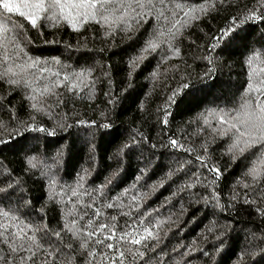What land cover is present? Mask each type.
Returning <instances> with one entry per match:
<instances>
[{"label": "trees", "instance_id": "16d2710c", "mask_svg": "<svg viewBox=\"0 0 264 264\" xmlns=\"http://www.w3.org/2000/svg\"><path fill=\"white\" fill-rule=\"evenodd\" d=\"M28 11L35 26L0 9V73L20 81L0 76V209L54 232L92 205L117 237L148 229L123 264H264V168L250 174L264 146L220 122L243 127L241 105L264 94V0H163L122 24ZM65 241L58 264H89ZM92 251L113 264L124 247Z\"/></svg>", "mask_w": 264, "mask_h": 264}, {"label": "snow or ice", "instance_id": "6c2138e0", "mask_svg": "<svg viewBox=\"0 0 264 264\" xmlns=\"http://www.w3.org/2000/svg\"><path fill=\"white\" fill-rule=\"evenodd\" d=\"M157 3H163V0H128V2L117 3V0H73L69 3L68 0H0V9L4 13H16L25 19H30L33 26L36 25V13L38 10L41 13H52L53 19H58L57 9L61 15L64 14L65 8L75 10L82 19L94 18L100 16L106 23L109 22V16L114 17L113 22L122 24L125 17L131 16L136 19L142 15L148 14L156 9ZM134 14V15H133ZM163 13H161L162 15ZM66 18V17H65ZM10 17H5L0 20V48L4 49V63L11 59L8 54L7 45L4 41L7 39L5 33L9 32L7 20ZM130 27V22H129ZM176 25L173 24L172 28ZM168 34L174 36L171 29L167 30ZM166 33L161 31L159 35L154 37L146 44L145 51L149 49L155 50ZM224 36L228 32H224ZM35 63H39L38 61ZM34 64H28L31 68ZM16 68L23 70L24 66L16 65ZM0 76H9L11 83H19L18 79H11V77L18 76V72L13 66L5 68ZM47 90V89H46ZM259 92V90L257 89ZM35 107V105H33ZM241 113L245 117L241 123L244 125L240 127L235 123L240 120V116H235L231 120H226L223 115L220 117L222 125L226 124L228 130H234L237 135V145L244 144L250 146L253 144H261L264 146V94L258 95L254 100L249 97L241 105ZM46 131L45 129H42ZM173 146L177 145L176 140L171 141ZM127 147V146H125ZM240 151H244L240 148ZM260 168H264V162L258 160L250 169L253 179H257L260 175ZM217 173L219 178V171L212 169ZM73 195L76 192L73 191ZM208 199L207 197L205 198ZM92 205H86L79 210V215L69 213L72 217L59 231H52L46 225L41 227L39 225L31 224L18 217L13 210L0 209V264H58L64 255V248L74 250L71 242L65 241V233H71L72 239L79 241V247L88 251L92 259L89 264H95L96 253L92 248L99 245L101 248H107L112 252L118 251L119 247L123 246L124 251L119 252V256L115 258L113 264H123L126 253L135 255L136 250L127 247L128 245H139L152 233L145 229L146 236L136 237L135 233L123 232L117 237V226L111 223H105L100 220L93 222V216L99 217L100 211H94L91 215L87 211ZM112 207V205H109ZM114 220L115 217H112ZM142 223V221H141ZM116 240L114 243H106L107 241ZM141 256L143 253H139ZM110 259V258H109ZM66 264V261L63 262Z\"/></svg>", "mask_w": 264, "mask_h": 264}]
</instances>
